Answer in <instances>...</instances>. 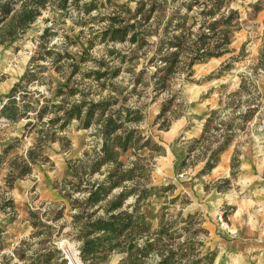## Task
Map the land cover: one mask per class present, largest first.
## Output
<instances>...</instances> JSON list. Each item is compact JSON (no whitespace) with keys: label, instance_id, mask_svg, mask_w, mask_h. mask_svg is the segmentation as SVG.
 I'll return each instance as SVG.
<instances>
[{"label":"rangeland","instance_id":"374dc122","mask_svg":"<svg viewBox=\"0 0 264 264\" xmlns=\"http://www.w3.org/2000/svg\"><path fill=\"white\" fill-rule=\"evenodd\" d=\"M88 1L68 0L66 11H60L51 4L24 32L0 45L1 104L26 69L31 70L35 79L23 83L15 100L21 105L30 103L36 110L29 111L26 117L16 122L0 117V260L3 256L10 257L12 264H26L27 257H35V254L53 249L60 254L62 251L72 255L79 252L80 243L72 218L75 209L65 194L68 191L72 200H83L85 192L74 193L70 190V183H79L72 175L70 165L78 159H84L85 153H90L99 144L100 127L94 123L88 129H81L79 122L73 120L65 129L58 130L47 125L48 119L53 116L51 111L45 113L42 119H37L36 115L45 99L64 107L83 100H107L109 103L113 100V92L108 95L107 89H102L87 74L98 68L97 61L101 59H105L108 66L115 67L117 63L107 56L106 49L122 51L125 45L96 42L89 47L88 39L105 26L102 18L118 9L117 5L128 4L133 9L134 4L128 0H110L111 5L100 6L99 3H105L106 0H94L98 8L89 17L83 18V13H79L77 8ZM228 8L236 10L239 19L231 30V40L223 54L196 63L188 77L183 71L176 73L171 79L169 90L155 100H152L154 94L150 92V85H139L141 94L138 96L130 93L131 78L140 71L143 72V82H146L151 68L145 67V59L139 58L134 65L123 64L119 75L107 83L109 89H116L115 94L121 93L119 99L126 97V107L140 108L142 120L137 124L126 125L139 131L142 136L149 137L153 144L141 152V157L147 159L144 161L147 170L140 181L144 182L151 195L142 201L140 211L149 225V231H157L160 223L170 225V232L175 233L177 244H182L184 236L188 235L184 229L196 232L195 244L203 242V246L197 245L196 248L201 249L202 253L209 250L217 254L222 236L212 231V222L207 223L205 217L194 212L193 187L198 195H202L198 190L202 183L201 188L207 196L209 188L217 186L223 190L227 188V182L218 184L210 181L213 179L211 173L199 174L203 165L200 158L209 153L205 148H213L218 143L208 137V140L196 144L194 141L200 140L203 133L199 139H191L190 135L204 116H207L204 125L208 124L209 134L214 135L213 128L234 119L247 107L257 108L252 126L264 131V0H230ZM45 27L50 28L47 49L70 57L64 56L57 64L49 57L44 60L39 58L44 51L40 47V35ZM72 63L78 66L75 74H71ZM243 82L248 83V93L242 91L239 96H230L239 90ZM58 90L64 94L57 95ZM71 90L76 92L70 94ZM170 96H174L170 111L158 118L161 104ZM118 106L114 104L109 109L112 111ZM234 121L238 123L236 119ZM27 123H31L34 128L27 127ZM163 124L167 125L166 129ZM40 129L44 131L42 137L38 133ZM155 145L161 147L159 153ZM186 145L187 153L182 157L183 160L192 146L196 150L180 167V155ZM8 146L12 148L4 154L3 150ZM29 151L34 154L36 161L30 165L27 175L19 176L22 162ZM129 157L130 151L122 153L120 161L126 163ZM13 162L16 167L12 166ZM181 173L184 177L177 178ZM12 178L15 179L10 188L8 183ZM100 178L101 175L95 174L91 180ZM166 187L172 189L164 191ZM212 192L215 195V191ZM8 199L12 201V207L2 209L1 204H5ZM130 202L132 200L128 199L127 203ZM58 212L60 217L55 219ZM221 212L222 209L218 213ZM188 215L194 216L189 224L183 222ZM76 257L82 264L79 253ZM117 257L122 259L123 254L112 253L104 264H114ZM156 259L153 255L146 260V264H152Z\"/></svg>","mask_w":264,"mask_h":264},{"label":"trees","instance_id":"16d2710c","mask_svg":"<svg viewBox=\"0 0 264 264\" xmlns=\"http://www.w3.org/2000/svg\"><path fill=\"white\" fill-rule=\"evenodd\" d=\"M128 1L134 4L133 9H130L128 4L117 5L118 9L102 18L105 26L95 31L88 39L89 47L96 42L104 45H125V50L122 51L106 49L107 56L117 63L115 67L108 66L105 59H101L97 61L98 68L87 74L88 77H93L102 89H107L108 95L113 92L112 102L83 100L64 107L45 99L44 105L37 109V119H42L48 111L53 113L47 121L50 128L63 130L73 120L79 122L81 129H88L94 123H98L100 127L99 144L90 153L86 152L84 159H78L70 165L72 175L79 181L78 184L70 183V190L74 193L85 192L83 200H72L68 191L65 194L75 209L72 218L77 232L76 238L80 243L79 258L82 264H104L112 253H120L123 257L119 264H146V260L153 255L157 259L152 264H213L216 253L209 250L202 253L201 249L196 248L197 245L203 246V242L195 244L196 232L184 229L189 236H184L182 244H177L175 233L170 232V225L160 223L157 231H149V225L140 211L142 201L151 195L144 182L140 181L144 179L147 170V164L144 163L147 159L141 157V152L153 144L149 137L142 136L139 131L126 125L137 124L142 120L140 108L126 107V97L119 99L118 95L121 93L115 94L116 89H109L107 83L119 75L123 64L134 65L138 60L145 59V67L151 68L146 82H143V72L140 71L131 78L130 93L138 96L141 94L138 91L139 85H150V92L154 94L152 100H155L169 90L171 79L176 73L183 71L188 77L196 63L223 54L224 48L230 43L231 30L238 22L239 14L236 10L228 8L230 0ZM51 4L60 11H66L68 8V0H0V45L24 32ZM99 5L106 6L111 3L106 0ZM97 8L98 4L89 0L78 5L77 9L79 13H83V18H86ZM255 9L259 10V7L255 6ZM49 33L50 28L45 27L40 35V47L44 51L39 58L44 60L49 57L57 64L64 56H70L52 53L47 49ZM77 68L78 66L72 63L71 74H75ZM33 77L31 70L26 69L6 95L5 103L0 109V117L3 120L16 122L26 117L29 111L36 110L30 103L21 105L15 100L18 89L23 87L24 82L35 80ZM247 85L246 82L241 83L239 90L230 96H239L242 91L247 92ZM75 92L76 90H71L70 94ZM62 94L64 93L58 90L57 95ZM173 101L174 96L163 101L158 118L170 111ZM114 104L119 106L110 111L109 107ZM256 109L247 107L234 119L220 123L218 127L213 128L214 135L209 134L208 124L204 125L201 139L194 142L199 144L209 137L218 145L205 148L209 153L200 158L203 165L199 174H207L217 166L220 154L227 148L235 133L243 131L247 123L254 118ZM235 119L238 123H235ZM26 126L34 128L31 123ZM162 126L167 128L165 124ZM38 133H41V137L44 135L42 129ZM154 147L158 153L162 150L158 145ZM11 148L6 147L3 153H7ZM194 150L196 148L192 146L186 159L190 158ZM128 151L130 159L123 163L120 161V155ZM238 155V151H235L231 158L232 169L237 166ZM186 159L181 161L180 167L185 165ZM35 161L34 154L29 151L22 162L19 176L27 175L31 169L30 165ZM1 163L2 156L0 165ZM12 166L16 167V163L13 162ZM95 174L101 175V178L91 180ZM14 179L8 183L10 188ZM83 183L84 188L81 189ZM170 189L172 187H166L164 191ZM62 190L65 191L64 188ZM128 199L132 202L127 203ZM6 206L12 207V201L8 199L5 204H1L2 209ZM59 217L60 212L55 219ZM193 219V215H188L183 222L189 224ZM21 256L25 258L24 255ZM26 260V264L66 263L56 249L35 254V257H27ZM11 262L12 258L5 256L0 260V264H12Z\"/></svg>","mask_w":264,"mask_h":264},{"label":"crops","instance_id":"0c3cea01","mask_svg":"<svg viewBox=\"0 0 264 264\" xmlns=\"http://www.w3.org/2000/svg\"><path fill=\"white\" fill-rule=\"evenodd\" d=\"M206 117L200 120L190 135L191 139H199ZM253 119L251 124L255 123ZM235 151L239 155L234 173L231 158ZM186 153L187 145L183 147L181 161ZM209 173L213 175L211 182H227V188L223 190H217V186L209 188L207 196L201 188L202 183L198 186L202 195H198L193 187L194 212L205 217L207 223L212 222V231L222 236L213 264H264V131L252 125H247L241 132L237 131L220 154L217 166ZM220 209L225 213L224 220L236 231L234 235L219 228L216 216ZM208 231L212 235L211 230ZM119 259L117 257L114 264H118Z\"/></svg>","mask_w":264,"mask_h":264},{"label":"built area","instance_id":"2783aa9c","mask_svg":"<svg viewBox=\"0 0 264 264\" xmlns=\"http://www.w3.org/2000/svg\"><path fill=\"white\" fill-rule=\"evenodd\" d=\"M5 103V101L1 104L0 103V109L2 108V105ZM247 125H252L250 122H248L247 123ZM246 125V126H247ZM184 177V174L183 173H181V174H179L178 176H177V178H179V179H182ZM216 221H217V223H218V225H219V228L222 230V231H224V232H226L227 234H229V235H234L235 233H236V231L235 230H233L231 227H230V225L228 224V222L226 221V220H224V217H223V213L221 212V213H218L217 214V216H216ZM264 234V233H263ZM79 252H76V254H78ZM76 254L75 255H72V254H70V253H67V252H64V251H62V256H63V259L65 260V264H70V261L72 260V261H74V259H73V256H76ZM78 259V258H77Z\"/></svg>","mask_w":264,"mask_h":264},{"label":"bare ground","instance_id":"6f19581e","mask_svg":"<svg viewBox=\"0 0 264 264\" xmlns=\"http://www.w3.org/2000/svg\"><path fill=\"white\" fill-rule=\"evenodd\" d=\"M75 255V254H74ZM73 259H74V261H70V264H80V262L78 261V259H77V257L76 256H73Z\"/></svg>","mask_w":264,"mask_h":264}]
</instances>
